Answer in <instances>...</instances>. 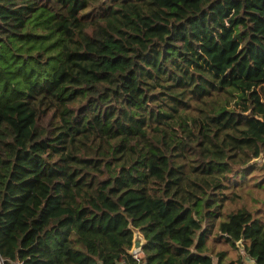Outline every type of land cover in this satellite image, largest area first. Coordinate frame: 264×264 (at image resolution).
I'll return each mask as SVG.
<instances>
[{
    "label": "trees",
    "instance_id": "16d2710c",
    "mask_svg": "<svg viewBox=\"0 0 264 264\" xmlns=\"http://www.w3.org/2000/svg\"><path fill=\"white\" fill-rule=\"evenodd\" d=\"M248 259L264 0H0V264Z\"/></svg>",
    "mask_w": 264,
    "mask_h": 264
},
{
    "label": "water",
    "instance_id": "95a60500",
    "mask_svg": "<svg viewBox=\"0 0 264 264\" xmlns=\"http://www.w3.org/2000/svg\"><path fill=\"white\" fill-rule=\"evenodd\" d=\"M258 160H260V157L253 159L251 162H255V161H258ZM239 243L243 247L242 240L239 241ZM143 245H144V237H143V235L141 234L140 231H136L134 242H133V246L131 248V252L141 251Z\"/></svg>",
    "mask_w": 264,
    "mask_h": 264
},
{
    "label": "crops",
    "instance_id": "0c3cea01",
    "mask_svg": "<svg viewBox=\"0 0 264 264\" xmlns=\"http://www.w3.org/2000/svg\"><path fill=\"white\" fill-rule=\"evenodd\" d=\"M141 251H139L140 254ZM125 264V263H122ZM245 264H256V262L253 259H248L247 262Z\"/></svg>",
    "mask_w": 264,
    "mask_h": 264
},
{
    "label": "built area",
    "instance_id": "2783aa9c",
    "mask_svg": "<svg viewBox=\"0 0 264 264\" xmlns=\"http://www.w3.org/2000/svg\"><path fill=\"white\" fill-rule=\"evenodd\" d=\"M139 258V251L133 252Z\"/></svg>",
    "mask_w": 264,
    "mask_h": 264
},
{
    "label": "rangeland",
    "instance_id": "374dc122",
    "mask_svg": "<svg viewBox=\"0 0 264 264\" xmlns=\"http://www.w3.org/2000/svg\"><path fill=\"white\" fill-rule=\"evenodd\" d=\"M236 253V252H235Z\"/></svg>",
    "mask_w": 264,
    "mask_h": 264
}]
</instances>
